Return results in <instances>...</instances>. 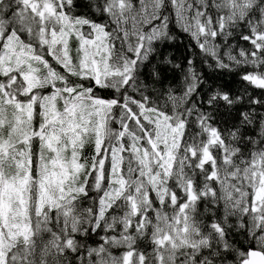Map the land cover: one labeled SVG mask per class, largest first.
<instances>
[{"label": "snow or ice", "instance_id": "snow-or-ice-1", "mask_svg": "<svg viewBox=\"0 0 264 264\" xmlns=\"http://www.w3.org/2000/svg\"><path fill=\"white\" fill-rule=\"evenodd\" d=\"M0 264H264V0H0Z\"/></svg>", "mask_w": 264, "mask_h": 264}]
</instances>
